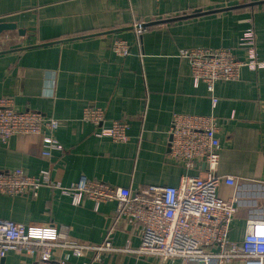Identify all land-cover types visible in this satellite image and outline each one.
<instances>
[{"label": "crops", "instance_id": "1", "mask_svg": "<svg viewBox=\"0 0 264 264\" xmlns=\"http://www.w3.org/2000/svg\"><path fill=\"white\" fill-rule=\"evenodd\" d=\"M0 22L16 24L0 37V96L13 97L19 110L56 117L55 135L64 148L46 156L41 135H13L0 142V171L36 175L49 169L63 186L84 175L133 192L177 185L185 170L169 155L173 114L213 115L221 142L217 173L237 178L235 187H219L222 196H237L230 238L240 242L249 220L264 221V68L242 67L238 79L217 81L211 93L204 82H194L179 56L182 48L227 47L245 59L239 41L252 26L264 59V0H0ZM137 22L145 23L141 34ZM117 39L129 43L128 55L113 51ZM87 106L103 108L106 125L127 120L129 141L99 137L96 126L81 119ZM197 165L204 175V163ZM0 217L55 227L82 242L140 243L141 224L119 215L116 202L96 206L85 199L76 206L48 186L36 196L0 194ZM90 257L68 256L75 263ZM31 258L11 251L2 264ZM92 264L155 263L113 251Z\"/></svg>", "mask_w": 264, "mask_h": 264}, {"label": "built area", "instance_id": "2", "mask_svg": "<svg viewBox=\"0 0 264 264\" xmlns=\"http://www.w3.org/2000/svg\"><path fill=\"white\" fill-rule=\"evenodd\" d=\"M137 34L145 30V23L134 24ZM239 47L246 58H239L231 48L203 46L182 48L179 56L189 64L196 84L204 82L213 93L219 80H236L242 67L251 70L264 68L256 46V34L249 26L240 37ZM126 40L117 39L113 51L119 56L130 53ZM218 98L213 96V106ZM96 126L99 137L115 142L129 141L130 124L114 119L106 125L105 111L99 106H87L81 118ZM59 120L36 110H19L13 97L0 96V142L7 144L13 135L38 134L45 146L44 155L62 151L56 138ZM217 119L213 115L174 113L169 131V155L185 170L177 185L150 184L133 192L130 188L113 186L105 181L81 176L71 186H63L52 177L49 169L36 175L26 174L22 168L0 171V194L36 196L48 186L71 198L78 206L85 199L96 206L116 202L117 212L131 224H141L140 243L134 248L114 246L111 239L101 243L82 242L55 227H38L0 217V264L11 251L32 256L27 264H92L102 261L107 252L123 251L150 259L155 264H264V221L249 220V229L240 242L230 238V231L238 211L237 196H222L223 184L235 187L237 178L217 173L221 142ZM202 161L205 174H198L197 163ZM67 251L66 257L57 252ZM88 258L82 263L72 262L68 256Z\"/></svg>", "mask_w": 264, "mask_h": 264}, {"label": "water", "instance_id": "3", "mask_svg": "<svg viewBox=\"0 0 264 264\" xmlns=\"http://www.w3.org/2000/svg\"><path fill=\"white\" fill-rule=\"evenodd\" d=\"M12 29H16V24L10 22H0V37L4 31L12 30Z\"/></svg>", "mask_w": 264, "mask_h": 264}]
</instances>
